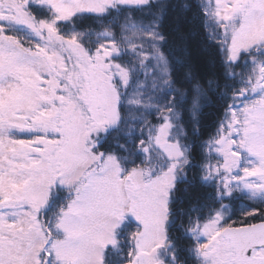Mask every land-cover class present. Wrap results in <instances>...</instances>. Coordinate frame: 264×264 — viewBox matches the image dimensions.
Instances as JSON below:
<instances>
[{
    "label": "snow or ice",
    "instance_id": "6c2138e0",
    "mask_svg": "<svg viewBox=\"0 0 264 264\" xmlns=\"http://www.w3.org/2000/svg\"><path fill=\"white\" fill-rule=\"evenodd\" d=\"M0 264H264V0H0Z\"/></svg>",
    "mask_w": 264,
    "mask_h": 264
},
{
    "label": "trees",
    "instance_id": "16d2710c",
    "mask_svg": "<svg viewBox=\"0 0 264 264\" xmlns=\"http://www.w3.org/2000/svg\"><path fill=\"white\" fill-rule=\"evenodd\" d=\"M215 109L213 108H208L205 110V127L207 128L208 125H210L213 115H214Z\"/></svg>",
    "mask_w": 264,
    "mask_h": 264
},
{
    "label": "rangeland",
    "instance_id": "374dc122",
    "mask_svg": "<svg viewBox=\"0 0 264 264\" xmlns=\"http://www.w3.org/2000/svg\"><path fill=\"white\" fill-rule=\"evenodd\" d=\"M236 218H237V217H235V216L233 217V219H236Z\"/></svg>",
    "mask_w": 264,
    "mask_h": 264
}]
</instances>
